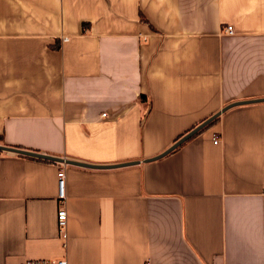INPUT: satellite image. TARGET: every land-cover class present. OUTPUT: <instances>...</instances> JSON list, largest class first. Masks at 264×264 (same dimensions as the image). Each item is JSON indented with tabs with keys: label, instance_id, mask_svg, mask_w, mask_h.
Listing matches in <instances>:
<instances>
[{
	"label": "crops",
	"instance_id": "obj_1",
	"mask_svg": "<svg viewBox=\"0 0 264 264\" xmlns=\"http://www.w3.org/2000/svg\"><path fill=\"white\" fill-rule=\"evenodd\" d=\"M260 97L264 0H0V143L141 161L0 151V264H264V101L143 161Z\"/></svg>",
	"mask_w": 264,
	"mask_h": 264
},
{
	"label": "water",
	"instance_id": "obj_2",
	"mask_svg": "<svg viewBox=\"0 0 264 264\" xmlns=\"http://www.w3.org/2000/svg\"><path fill=\"white\" fill-rule=\"evenodd\" d=\"M264 101V97L260 98H253V99H244V100H238L231 102L227 105H225L222 109L202 121L200 124L192 128L190 131H188L186 134H184L182 137H180L177 141H175L170 147H168L166 150L163 152L159 153L158 155H155L150 158H146L143 161L144 162H150L153 160L160 159L176 148H178L180 145H182L184 142L195 136L196 134L200 133L205 127H207L209 124H211L213 121H215L223 112L228 110L229 108L237 105H242V104H249V103H254V102H262ZM0 151H8V152H14L17 154L25 155V156H30V157H35V158H40V159H45L49 161H55L59 163H65V164H72V165H79V166H85V167H90V168H116V167H121V166H129L133 164H138L141 161L140 160H132V161H124L120 163H113V164H97V163H89L85 161H79L76 159H68L62 156H57V155H52V154H47L35 150H30V149H24L16 146H11V145H6V144H1L0 143Z\"/></svg>",
	"mask_w": 264,
	"mask_h": 264
},
{
	"label": "built area",
	"instance_id": "obj_3",
	"mask_svg": "<svg viewBox=\"0 0 264 264\" xmlns=\"http://www.w3.org/2000/svg\"><path fill=\"white\" fill-rule=\"evenodd\" d=\"M224 32L227 34L234 33V28L232 25L225 27ZM67 39V38H64ZM105 115V113L103 114ZM220 139L216 136L214 137V143H218ZM65 180L66 171L65 168H59L58 170V212H57V227L58 233L64 241L68 237V211L66 209V191H65ZM22 264H69L66 258H36L28 259ZM146 264H150L149 261Z\"/></svg>",
	"mask_w": 264,
	"mask_h": 264
},
{
	"label": "trees",
	"instance_id": "obj_4",
	"mask_svg": "<svg viewBox=\"0 0 264 264\" xmlns=\"http://www.w3.org/2000/svg\"><path fill=\"white\" fill-rule=\"evenodd\" d=\"M213 122H214V121H213ZM213 122H212V123H213ZM212 123H211V124H212ZM211 124H209L208 126H210ZM208 126H207V127H208ZM207 127H205V128H207ZM205 128H204V129H205ZM204 129H203V130H204ZM0 138H1V137H0Z\"/></svg>",
	"mask_w": 264,
	"mask_h": 264
}]
</instances>
